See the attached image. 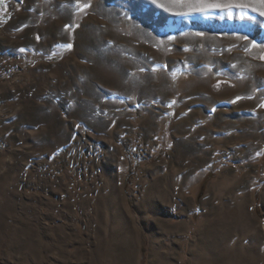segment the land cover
Masks as SVG:
<instances>
[{
	"label": "rangeland",
	"instance_id": "rangeland-1",
	"mask_svg": "<svg viewBox=\"0 0 264 264\" xmlns=\"http://www.w3.org/2000/svg\"><path fill=\"white\" fill-rule=\"evenodd\" d=\"M195 3L0 0V264H264V16Z\"/></svg>",
	"mask_w": 264,
	"mask_h": 264
},
{
	"label": "snow or ice",
	"instance_id": "snow-or-ice-1",
	"mask_svg": "<svg viewBox=\"0 0 264 264\" xmlns=\"http://www.w3.org/2000/svg\"><path fill=\"white\" fill-rule=\"evenodd\" d=\"M255 3H258L261 7L256 8L252 7V3L250 2H237V3H227V4H219V3H214V4H205L203 3V0H196L195 4H192L191 6L198 11H206L207 8H252V11L259 12L261 16H264V0H254ZM153 4H157V0H152ZM159 7H164L163 4H159ZM83 7H89V5L85 4ZM67 47H70L68 45ZM23 51V49H21ZM264 58V57H262Z\"/></svg>",
	"mask_w": 264,
	"mask_h": 264
}]
</instances>
